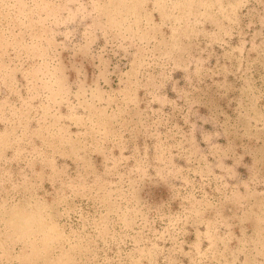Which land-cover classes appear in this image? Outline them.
Instances as JSON below:
<instances>
[{
    "label": "rangeland",
    "instance_id": "obj_1",
    "mask_svg": "<svg viewBox=\"0 0 264 264\" xmlns=\"http://www.w3.org/2000/svg\"><path fill=\"white\" fill-rule=\"evenodd\" d=\"M0 264H264V0H0Z\"/></svg>",
    "mask_w": 264,
    "mask_h": 264
}]
</instances>
